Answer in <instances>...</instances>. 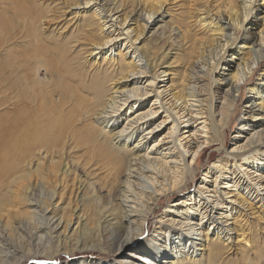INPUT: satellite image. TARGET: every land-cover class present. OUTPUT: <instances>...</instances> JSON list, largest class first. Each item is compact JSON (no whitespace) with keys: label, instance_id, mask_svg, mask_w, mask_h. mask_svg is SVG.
<instances>
[{"label":"bare ground","instance_id":"obj_1","mask_svg":"<svg viewBox=\"0 0 264 264\" xmlns=\"http://www.w3.org/2000/svg\"><path fill=\"white\" fill-rule=\"evenodd\" d=\"M38 1L0 0V264L75 250L114 259L63 264H224L239 246L262 264L242 219L264 214V69L246 85L264 0ZM165 45L182 67L166 69ZM243 86L230 151L185 192L202 151L226 149Z\"/></svg>","mask_w":264,"mask_h":264},{"label":"rangeland","instance_id":"obj_2","mask_svg":"<svg viewBox=\"0 0 264 264\" xmlns=\"http://www.w3.org/2000/svg\"><path fill=\"white\" fill-rule=\"evenodd\" d=\"M38 1V0H37ZM41 1V2H40ZM38 1V4L40 3H44V1L46 2L45 4L49 3V1L47 0H40ZM131 8H129V11H133ZM169 18H166V22L169 23ZM53 34H57L56 32H53ZM51 36L49 38V40H45L44 43H42V45H45L48 48H52V50L54 49V47L56 46L55 43L58 42V37H53V35H49ZM51 39V40H50ZM46 42V43H45ZM55 42V43H54ZM26 44H21V49L25 48ZM39 47V51L44 52V50H42L43 48H41V46ZM51 46V47H50ZM165 52H161V57L162 58V63H165V67L166 69H169V65L172 67H182V58L178 57V60L176 59V55L175 54V50H172L173 48L170 47V45H165ZM5 51L0 52V63H3L5 60L6 55L4 54ZM180 52H178L179 54ZM7 54V53H6ZM50 54V53H49ZM48 53H45L42 56L43 59L39 60V62H45L46 60V64L47 66H51V68H54L55 70L59 72L63 71V67L62 64H58L56 63V60L54 59H50L51 55H49ZM165 55V56H164ZM181 55V54H180ZM53 60L52 61V65H48V61ZM43 63L40 67V72H39V76L41 78H44L45 74H46V64ZM175 63V64H174ZM59 65V66H58ZM60 65L62 68H60ZM43 66V67H42ZM46 66V67H44ZM263 66V67H262ZM260 66L258 68V70H256V73L250 78V80L248 82H246V85H252L257 83V79L259 74L262 72V70L264 69V63L263 65ZM50 68V67H49ZM57 68V69H56ZM45 69V70H44ZM180 70V69H179ZM172 77V75L170 76ZM6 86H4L5 88ZM249 94H248V87H244L242 89L241 95H240V99L239 102L236 106V111L233 114V117L231 119L230 125L228 127V129L226 130V140H225V148L227 149H222L221 144H215L212 145L210 147L205 148L198 161H197V174L195 177V180H191L185 190V192L190 191L192 188H194L195 183L202 178V173L203 171L212 163V161L217 160L220 157H225L227 155V152L230 151L231 145H232V140L234 135L237 132V129L240 126V118L243 115V110H244V106L246 101L248 100ZM181 196L183 197V194H180V191L177 192L175 195H172L170 198H164V200H162V202L159 205V209L157 210L156 215L151 219L149 225L147 226V228L145 229V233L143 234V236L141 237V239H139L135 244L139 245V246H143L145 241H147L150 236L153 234L155 227H156V222H157V218L159 217L160 213L164 211V208L166 207V205H168V203H170L171 201H176L179 198H181ZM242 223L246 225H249L250 227L253 226L254 231L253 236H251V247L247 248V249H251V252L248 253V257L250 258L251 261H260L262 264H264V257L259 258L260 256L257 254L258 251L264 254V214H253L251 215L249 221H246L244 219H242ZM241 245V244H240ZM244 249H241L240 246L238 249H234V253H231V255L228 257V259H226L224 264H242L239 263V260H237V256L236 253H240V251H242ZM83 251V252H82ZM82 251H78L75 250V254L72 255L71 253L67 254H62L60 256L57 257V259H49L45 256H37V257H33V258H29L28 260H23L21 262V264H63L65 262H71L72 260H80V259H92L94 261H103L105 263H109L110 261H112L114 259V256L112 254H102L98 251H91V250H82ZM131 251V249H128L127 251H125V255L123 254H118L117 255V259H119L120 261H123L125 259V257L127 256V254H129ZM232 251V252H233ZM241 256H243V254L239 255V258H241ZM245 257L243 256V259Z\"/></svg>","mask_w":264,"mask_h":264}]
</instances>
